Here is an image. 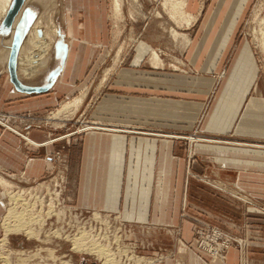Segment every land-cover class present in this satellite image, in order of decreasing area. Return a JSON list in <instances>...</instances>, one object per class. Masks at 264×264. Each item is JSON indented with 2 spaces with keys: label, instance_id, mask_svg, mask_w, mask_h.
<instances>
[{
  "label": "rangeland",
  "instance_id": "1",
  "mask_svg": "<svg viewBox=\"0 0 264 264\" xmlns=\"http://www.w3.org/2000/svg\"><path fill=\"white\" fill-rule=\"evenodd\" d=\"M26 1L23 9L28 16L27 26L17 55L20 48L27 45L38 20L42 31L52 22L57 35L48 50L52 60L47 68L28 76L25 70L30 66L25 58L17 62L20 63L17 66L22 67L15 68L16 77L19 75L22 82L33 84L41 78L39 76L46 75V83L71 82L73 91L43 116L16 117L14 121L23 125L21 130L10 127L9 117L0 114V129L11 134L15 152L25 156V163L36 161L44 169L36 178L27 177L25 165H21L19 171L0 173V178L10 184L9 187L0 186V255L3 257L0 256V264H102L101 258L94 254L72 250L70 241L81 233L87 236L88 244L93 241L107 249L117 264H196L195 260L198 264H228V252L235 253L234 264H264V241H258V246L251 245L256 238L264 240L261 180L254 182L256 187L252 191L242 188L237 173L228 170L221 171L220 181L214 178L190 181L188 196L182 199L178 216L181 225L189 223L190 238L186 241L178 228L171 229L174 232L171 240L162 235L164 232L160 233V242H163L160 246H150L149 237L141 239L140 230L129 227L133 223L124 220L120 213L88 210L76 202L85 141L91 133L118 135L126 132L128 137L173 139L184 143L187 149L190 145L206 143L264 150V138L236 134L233 129L228 134L202 129L207 115L217 106L219 90L235 52H229L221 68L215 71L188 64V56L183 50L191 40L201 39L194 35L199 22L195 20L187 25L185 21H172L163 8L167 0H119L117 14L113 0H39L41 3L38 4H35L36 0ZM188 1L201 5L206 0ZM260 2L253 0L240 32L232 42V50L240 44L247 45L255 63L256 80L248 102L251 98L264 100V51L256 43L259 36L255 33L258 30L254 21V11ZM183 11L188 14L185 8ZM260 17H264V7ZM170 30L177 36L173 37ZM185 37L189 44L184 47ZM146 47L157 52L160 66L149 63ZM54 53L56 61L53 63ZM134 66H138L136 71L152 73L159 79L183 75L189 79L192 92L200 90L199 95L191 93L188 96L191 103L201 104L199 112H190V130L166 129L160 119L159 128L151 129L102 118L97 109L107 94L108 82L123 71L133 72ZM106 71L108 76L100 84ZM82 94V104L76 111L62 110L65 104ZM30 133L50 141V146H33L28 140ZM206 166L211 173V161L206 162ZM253 169H256L255 173L261 171L260 167ZM10 209L20 218L42 220V230L39 231L38 224L32 226L39 231L37 238H28L22 231L10 232L4 237L2 226L6 224L5 216ZM10 222L8 224H15L14 220Z\"/></svg>",
  "mask_w": 264,
  "mask_h": 264
},
{
  "label": "crops",
  "instance_id": "2",
  "mask_svg": "<svg viewBox=\"0 0 264 264\" xmlns=\"http://www.w3.org/2000/svg\"><path fill=\"white\" fill-rule=\"evenodd\" d=\"M25 2L14 21L24 16L26 27ZM195 2L187 0L185 9L198 20L197 31L193 34L201 39L191 40L183 50L188 56L186 62L215 71L221 68L229 52H235L230 70L223 78L217 106L207 115L202 129L222 134L233 129L236 134L264 138V100L251 98L248 102L257 74L252 53L244 44L232 50L233 39L238 36L253 0H206L201 5ZM4 18L0 15V50L6 49L4 43L16 29L14 22L11 29H4ZM55 61L54 53L53 63ZM7 66L0 64V114L8 116V125L16 130L23 127L14 121L16 117L43 116L53 110L61 98L72 94L71 82L46 83V75L39 76L41 78L33 84L22 82L17 75L22 88L40 90L20 92L11 83ZM136 69L138 66H134L133 72L123 71L108 82L107 94L97 109L102 118L151 129L159 128L160 119L166 129L190 130V112H199L201 104L191 103L188 96L191 93L199 95L200 90L192 92L189 79L183 75L159 79L152 73L143 74ZM202 94H205L204 90ZM125 133H91L87 136L76 202L84 209L120 213L124 220L133 223L129 227L140 230L141 239L150 238V246L162 245V232L171 240L174 234L171 229L175 228L183 239L190 238L189 223L181 225L178 216L192 180L214 178L220 181L221 171L228 170L237 173L239 185L245 190H254L257 180L263 182L261 189L264 190V150L206 143L190 145L187 149L184 143L173 139L159 141L128 137ZM29 137L33 146L49 147L51 144L38 134L30 133ZM14 149L11 134L0 129V173L19 171L21 165H25L27 177L36 178L42 174V164L36 161L25 163V156ZM209 161L213 168L211 173L206 166ZM254 166L260 167V173H255ZM255 240L251 245L258 246V241H264ZM227 259L228 264H234L235 253L228 252Z\"/></svg>",
  "mask_w": 264,
  "mask_h": 264
},
{
  "label": "bare ground",
  "instance_id": "3",
  "mask_svg": "<svg viewBox=\"0 0 264 264\" xmlns=\"http://www.w3.org/2000/svg\"><path fill=\"white\" fill-rule=\"evenodd\" d=\"M113 2H114V11L117 14V13H119V0H113ZM38 3H41V1L36 0L35 4H38ZM11 4H12V0H0V15H1V17L4 18L7 16V13L11 7L10 6ZM25 4H27V1L25 2ZM259 4H258L259 5L258 8H256V10L254 11V21L257 22V30H258L257 31L255 29L257 31L255 33H257V35L259 36V38L256 40V43L258 42L260 50L264 51V17H260V14L262 13V10L264 7V0H261V2ZM185 5H186V0H167L164 2L163 8H164V11L166 12L167 16H169L170 19H172V21H176V22L177 21H185V22H188L187 25H189L191 22L195 21V18L190 17L189 14L184 13L183 9L185 8ZM52 17H54V16H52ZM52 17H51V20H52ZM47 18H48V16H47ZM47 18H46V20H47ZM19 19L17 18L15 21L13 20V22L15 23L14 26H17V24L19 23ZM14 32L15 31L11 32V35L9 36V38L4 43L7 47V50H0V64L6 63V62L8 64V58H9L10 49L12 46ZM56 35H57V30L55 29V26L52 22H49L45 25L44 31L39 29V20L34 24L32 30H31L30 36L28 38L27 45H23L20 48L18 55L16 56V63L19 60H23L25 58H28L29 61H27V62H28V65L30 66V68H27L25 70L26 75H28V76L35 75V74H37V73H39L42 70L47 68L48 64L52 60V56L48 50H49V48L52 47V43H54ZM172 36L176 37L177 33L173 31ZM46 39L49 40V41H47L48 43H46ZM183 44H184V47L187 46V44H189V41L186 37L184 38ZM146 50H148L149 54H150L149 55V63L154 67L160 66L161 61L158 58L157 52H155L154 50H152L149 47H146ZM34 52H37V53H34ZM17 64H20V63H17ZM17 67H19V66H17ZM20 67H22V65ZM107 76H108V71H106L104 73V75L102 76L100 84L105 82ZM83 98H84V94L73 99L71 102H68L67 104H65L64 108H62V110H72V111L74 110V111H76L77 108L82 104ZM0 186L9 187L10 184H8L5 180L0 178ZM22 203H24V202H22ZM18 212H19V210H18ZM23 212H25V211H23ZM37 219L34 217L33 218L29 217V218L23 219L22 217L20 218L19 215L14 214L12 209L8 210L7 215L5 216V220H4L6 222V224L3 223V226H2L3 227L2 229L4 232V237H7L10 232L22 231V232H25V234L28 236V238H35V237L37 238L39 231L42 230V229H40V223H41L40 221H42V220L41 219L37 220ZM11 220H14L15 224H13V225L8 224V223H12V222H10ZM37 224L39 226V231H35L34 229H32V226L37 225ZM86 241H88L87 236L82 235V233L77 238H73L70 241V242H72V250L74 252H77V253H80L82 251H87L91 254H94L98 258H101L102 264H117L114 256L109 255L107 249L97 246L93 241L90 244H88ZM86 244H88V245H86ZM2 261H4V259Z\"/></svg>",
  "mask_w": 264,
  "mask_h": 264
},
{
  "label": "water",
  "instance_id": "4",
  "mask_svg": "<svg viewBox=\"0 0 264 264\" xmlns=\"http://www.w3.org/2000/svg\"><path fill=\"white\" fill-rule=\"evenodd\" d=\"M23 2L24 0H12L11 7L7 13V16L5 17L3 21L4 29L6 30L11 29L13 20L15 16L17 15V13L19 12L21 6L23 5ZM24 31H25V26H24V16H23L21 17L19 23L16 26L14 36H13L12 46H11L10 54L8 58L7 67H8V72L10 76V81L13 84V86L20 92H24V93L40 92V90H31V89L22 88L16 78V74H15L16 56H17V51L22 41V37L24 36Z\"/></svg>",
  "mask_w": 264,
  "mask_h": 264
}]
</instances>
